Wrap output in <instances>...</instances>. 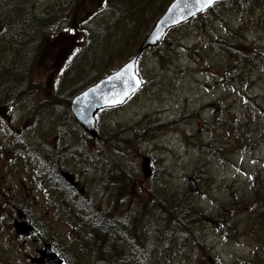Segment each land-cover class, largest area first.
Masks as SVG:
<instances>
[{
    "label": "rangeland",
    "instance_id": "1",
    "mask_svg": "<svg viewBox=\"0 0 264 264\" xmlns=\"http://www.w3.org/2000/svg\"><path fill=\"white\" fill-rule=\"evenodd\" d=\"M170 1L0 0V264H35L46 241L67 264H264V0H222L143 50L142 85L98 112L96 136L69 111ZM35 18L54 31L32 38ZM15 207L40 237L15 234Z\"/></svg>",
    "mask_w": 264,
    "mask_h": 264
},
{
    "label": "water",
    "instance_id": "2",
    "mask_svg": "<svg viewBox=\"0 0 264 264\" xmlns=\"http://www.w3.org/2000/svg\"><path fill=\"white\" fill-rule=\"evenodd\" d=\"M220 0H172L165 11L155 21L152 29L140 42L135 54L123 63L116 71L107 74L89 85L83 91L75 95L70 101V110L75 120L83 128L95 136L94 114L98 109L115 106L123 103L141 85L138 75L135 73V63L140 53L149 46L160 43L165 32L172 26L178 25L194 15L208 9ZM264 121V109L261 110ZM148 159L143 161V174H149ZM62 175L70 184H74V176L66 171ZM187 188L194 192L198 185L196 180L188 177ZM20 221L14 222L17 233L23 235H40L37 228L24 214L19 213ZM40 264H62L59 256L54 252L50 243H45L44 249L40 250Z\"/></svg>",
    "mask_w": 264,
    "mask_h": 264
},
{
    "label": "trees",
    "instance_id": "3",
    "mask_svg": "<svg viewBox=\"0 0 264 264\" xmlns=\"http://www.w3.org/2000/svg\"><path fill=\"white\" fill-rule=\"evenodd\" d=\"M117 4V3H116ZM214 7V6H213ZM212 7V8H213ZM212 8H209V9H207L206 11H204V12H202V13H200V14H198L197 16H195V17H193V18H198L197 20H202V18H203V14L204 13H206V12H211V9ZM29 21H30V25H32L33 26V28L31 29L32 31H31V34H30V36L32 37V38H38L39 40H41V36L43 35V34H47V35H49V34H51L52 33V31H54V29L52 28V27H50V26H52V25H50V23L49 22H47V25H46V27L47 28H44V25H43V21H42V19H37V18H35V19H28ZM78 21L80 20V18H78L77 19ZM23 29V28H22ZM25 33H27V32H24V30H23V32H19V33H17V34H19L20 36H25ZM13 34H10L9 35V37H11ZM24 44V43H23ZM23 44H21V46L19 47V46H17V49L19 50V52H20V54H19V56L18 57H20V59L23 57V55H24V57H25V59L27 58V55L25 54V50H24V47H23ZM27 59H29V62L26 64V67H28V64L30 63V62H32L33 61V58L32 57H28ZM4 66V69H6V71L7 72H11L12 71V69H11V65H3ZM31 69V68H30ZM25 71V73H26V68H25V66H19V67H17V74L19 75V76H22L23 75V72ZM25 76V75H24ZM4 77H12V75H10V76H8V75H5ZM26 76H25V78H23V77H19V83L18 82H16V81H14V80H8V82H9V84L5 87V89H4V91H5V93H4V95L5 94H9L8 92H10V91H12L13 93H12V96L10 97L11 98V101H12V99H17V100H19L20 98H19V96H21V97H23V96H25L27 93H26V91H25V89H26V86H23V82L26 80ZM88 85V84H87ZM20 86V87H19ZM8 87H10L11 89L10 90H8ZM79 196V195H78ZM86 219V218H85ZM108 221H110V222H108ZM115 221H116V218H113V219H108L107 217H102V235L103 236H106L108 239L110 238H116V236H115V233H113L111 230H110V226H114L113 224H115ZM110 236H112V237H110Z\"/></svg>",
    "mask_w": 264,
    "mask_h": 264
},
{
    "label": "flooded vegetation",
    "instance_id": "4",
    "mask_svg": "<svg viewBox=\"0 0 264 264\" xmlns=\"http://www.w3.org/2000/svg\"><path fill=\"white\" fill-rule=\"evenodd\" d=\"M33 261H35L37 264L39 263L38 259H36V258H34Z\"/></svg>",
    "mask_w": 264,
    "mask_h": 264
},
{
    "label": "snow or ice",
    "instance_id": "5",
    "mask_svg": "<svg viewBox=\"0 0 264 264\" xmlns=\"http://www.w3.org/2000/svg\"><path fill=\"white\" fill-rule=\"evenodd\" d=\"M209 2H211V0H209Z\"/></svg>",
    "mask_w": 264,
    "mask_h": 264
}]
</instances>
